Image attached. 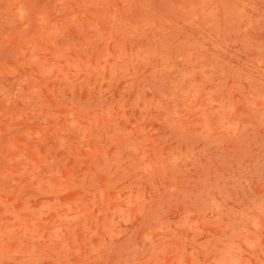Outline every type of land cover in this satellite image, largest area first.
<instances>
[{"label": "rangeland", "instance_id": "374dc122", "mask_svg": "<svg viewBox=\"0 0 264 264\" xmlns=\"http://www.w3.org/2000/svg\"><path fill=\"white\" fill-rule=\"evenodd\" d=\"M0 264H264V0H0Z\"/></svg>", "mask_w": 264, "mask_h": 264}]
</instances>
